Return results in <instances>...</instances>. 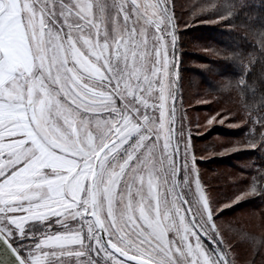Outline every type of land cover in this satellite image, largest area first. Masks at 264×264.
Returning <instances> with one entry per match:
<instances>
[{
    "label": "snow or ice",
    "instance_id": "6c2138e0",
    "mask_svg": "<svg viewBox=\"0 0 264 264\" xmlns=\"http://www.w3.org/2000/svg\"><path fill=\"white\" fill-rule=\"evenodd\" d=\"M165 35L169 0H0V264H233L191 189Z\"/></svg>",
    "mask_w": 264,
    "mask_h": 264
},
{
    "label": "trees",
    "instance_id": "16d2710c",
    "mask_svg": "<svg viewBox=\"0 0 264 264\" xmlns=\"http://www.w3.org/2000/svg\"><path fill=\"white\" fill-rule=\"evenodd\" d=\"M169 3L176 37L174 72L178 73L174 103L190 125L196 162L208 172V183L216 185V199L207 187L212 207L230 205L213 212L221 247L227 249L233 264H264L261 182L252 191L253 178L264 172V144H260V129L253 124L257 113L252 111L264 97V0ZM240 79L251 88L237 87ZM223 147L237 150L224 156L205 155ZM238 196L242 199L235 202ZM246 206L255 217L256 229L233 217ZM242 245L248 248L246 258H241Z\"/></svg>",
    "mask_w": 264,
    "mask_h": 264
},
{
    "label": "rangeland",
    "instance_id": "374dc122",
    "mask_svg": "<svg viewBox=\"0 0 264 264\" xmlns=\"http://www.w3.org/2000/svg\"><path fill=\"white\" fill-rule=\"evenodd\" d=\"M115 2L116 3H124L126 7H130L131 0H115ZM138 2L153 3V2H155V0H138ZM107 3L111 4V3H113V0H107ZM112 17H113V19H115L117 21L118 24H121V25L123 24V14H121L119 17H117L116 16V11L113 9L112 10ZM109 28H111V25H109ZM65 31H66V29H65ZM154 31H155L154 26H149L148 27L149 35H151ZM164 38H165V41L168 44V48H169V59H170V61H172L171 37L165 35ZM150 103H151V101H150ZM170 105H171V99H170ZM175 108H176V112H175V121H176L175 128L179 129V128L182 127L183 128L184 137H185V142H189L190 143L189 164L191 165V162H192L191 161V157H193V156L195 157V155L193 154V151H192V138H191V132H190V130H191L190 129V125L188 123V120H187L185 114L182 112V108L179 107V106H176V104H175ZM156 115L158 116V113H156ZM210 120H211V122H213L212 118H210L209 121ZM223 141H224V139H223ZM196 144H197V146L199 145L197 142H196ZM182 147H183V142H181V148ZM236 150L237 149H235L233 147H223V148L220 149V151L208 152L205 155L206 156H208V155H211V156L212 155L224 156V155H227L228 153H231L232 151H236ZM179 164H182V161H179ZM194 166H195L196 172H195L194 176L192 177V185H191L192 192H195V178L198 177L199 180L201 181L202 187L206 191V195L208 196V193L210 191L212 196H213V198L216 199L217 188H216V185H211V184L208 183V181H209L208 177H207V173L208 172L205 171L204 167L202 169L199 167V164L196 162V159L194 160ZM180 178L181 179L183 178V171L182 170H181V173H180ZM207 187H208L209 191L207 190ZM226 204H228V203H221L219 205L216 204V206L213 207L214 208V213H217L219 211V209L223 208V206H225ZM181 207H182V210L184 208H186L185 205H182ZM185 216H186V220H190L188 212L185 213ZM253 216L254 215L251 214V212L249 210V207H247V206L240 208V210L235 211L234 214H233L234 218L243 219L244 221H248L249 222V228L251 230L258 228L256 226L255 217H253ZM49 223H51V221H49ZM72 223L74 224L75 222H72ZM52 224H53V227H52V231L53 232L63 230L59 225L55 224L54 219L52 220ZM36 230L37 231L41 230V226L40 225H36ZM262 230L264 231V227H263ZM218 234H219V230H218ZM173 235L174 234L170 233L169 234V238L172 239ZM219 237H220V235H219ZM29 242H31V241H29L27 238H25L23 241H21V243H23L25 245H27ZM76 250L77 249H74L73 251H76ZM247 252H248V248L246 247V245L245 246L242 245L241 248H240L241 258H246L247 257ZM80 259H81V262H82L84 258L82 257ZM65 264H77V260H76V258L74 256L71 257V258H66Z\"/></svg>",
    "mask_w": 264,
    "mask_h": 264
},
{
    "label": "water",
    "instance_id": "95a60500",
    "mask_svg": "<svg viewBox=\"0 0 264 264\" xmlns=\"http://www.w3.org/2000/svg\"><path fill=\"white\" fill-rule=\"evenodd\" d=\"M173 49H174V47L172 45V61H174V52H173ZM173 71H174V69H173ZM176 87L177 86L175 84V86H174V88H175V96H176ZM173 103H174V101L171 100V104H173ZM174 143H175V141H174ZM178 164H179V161H178ZM177 190L180 191V189H177ZM185 206H186V208L189 207L188 205H185ZM188 214H189L190 219H192V214L190 212H188Z\"/></svg>",
    "mask_w": 264,
    "mask_h": 264
}]
</instances>
